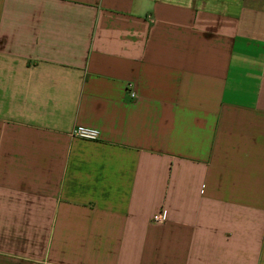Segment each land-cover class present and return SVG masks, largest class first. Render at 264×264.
<instances>
[{"label":"crops","instance_id":"obj_1","mask_svg":"<svg viewBox=\"0 0 264 264\" xmlns=\"http://www.w3.org/2000/svg\"><path fill=\"white\" fill-rule=\"evenodd\" d=\"M0 264H264V0H0Z\"/></svg>","mask_w":264,"mask_h":264},{"label":"built area","instance_id":"obj_2","mask_svg":"<svg viewBox=\"0 0 264 264\" xmlns=\"http://www.w3.org/2000/svg\"><path fill=\"white\" fill-rule=\"evenodd\" d=\"M71 136L83 140L96 141L99 138V132L96 129L76 126L71 131ZM166 218V213L164 211H160L152 216L151 223L161 224L166 221Z\"/></svg>","mask_w":264,"mask_h":264}]
</instances>
